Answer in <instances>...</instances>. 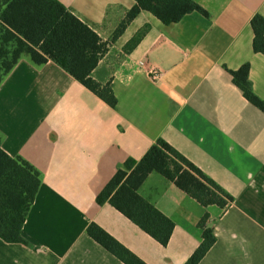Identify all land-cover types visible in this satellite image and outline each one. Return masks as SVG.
<instances>
[{
	"label": "crops",
	"instance_id": "1",
	"mask_svg": "<svg viewBox=\"0 0 264 264\" xmlns=\"http://www.w3.org/2000/svg\"><path fill=\"white\" fill-rule=\"evenodd\" d=\"M103 41L133 0H58ZM197 12L165 26L142 11L92 73L110 84L111 108L52 62L21 59L0 85V143L40 175L22 228L25 244L0 239V264H123L93 241L95 224L145 264H185L207 215L215 245L199 264H264V113L226 71L250 65L264 101V55L252 50L250 19L264 0H193ZM161 74L151 80V72ZM161 139L214 181L233 202L204 208L156 173L139 195L174 223L161 246L96 197L127 159Z\"/></svg>",
	"mask_w": 264,
	"mask_h": 264
},
{
	"label": "trees",
	"instance_id": "2",
	"mask_svg": "<svg viewBox=\"0 0 264 264\" xmlns=\"http://www.w3.org/2000/svg\"><path fill=\"white\" fill-rule=\"evenodd\" d=\"M135 5L125 15L109 41L99 36L58 0H0V85L17 63L27 58L33 65L52 62L99 99L115 108L117 99L110 84L100 85L92 73L108 51L109 44L123 34L142 12L150 13L163 25L170 26L186 15L207 13L193 0H133ZM252 50L264 55V17L250 19ZM226 71L244 99L264 113V101L252 90L250 65ZM156 173L173 183L185 195L207 208L222 210L233 202L214 181L203 174L169 144L158 139L139 160L127 159L117 169L96 197L101 206L109 204L145 234L166 247L174 223L142 198L138 191L147 177ZM40 186L39 172L20 157H10L0 143V239L10 244H25L22 228ZM204 215L199 245L185 264H199L215 245L213 230ZM86 234L123 264H145L95 224Z\"/></svg>",
	"mask_w": 264,
	"mask_h": 264
},
{
	"label": "built area",
	"instance_id": "3",
	"mask_svg": "<svg viewBox=\"0 0 264 264\" xmlns=\"http://www.w3.org/2000/svg\"><path fill=\"white\" fill-rule=\"evenodd\" d=\"M151 80L153 81H158L160 79L161 74L159 72H157L156 70H154L153 72H151Z\"/></svg>",
	"mask_w": 264,
	"mask_h": 264
}]
</instances>
